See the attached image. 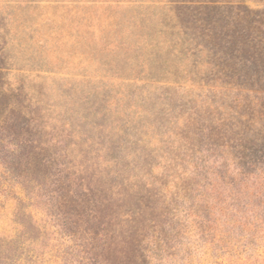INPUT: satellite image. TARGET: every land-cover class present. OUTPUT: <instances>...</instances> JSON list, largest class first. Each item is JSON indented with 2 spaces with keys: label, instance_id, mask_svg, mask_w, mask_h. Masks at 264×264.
Here are the masks:
<instances>
[{
  "label": "rangeland",
  "instance_id": "obj_1",
  "mask_svg": "<svg viewBox=\"0 0 264 264\" xmlns=\"http://www.w3.org/2000/svg\"><path fill=\"white\" fill-rule=\"evenodd\" d=\"M237 6L264 12V0H0V264H264V171L240 175L201 137L205 103L240 95L208 72ZM171 148L207 160L187 193L174 177L188 164L166 175Z\"/></svg>",
  "mask_w": 264,
  "mask_h": 264
},
{
  "label": "trees",
  "instance_id": "obj_2",
  "mask_svg": "<svg viewBox=\"0 0 264 264\" xmlns=\"http://www.w3.org/2000/svg\"><path fill=\"white\" fill-rule=\"evenodd\" d=\"M196 8L209 12L227 9L210 4H201ZM165 9L171 15L178 10L170 3L166 4ZM185 9H189V7H185ZM234 9L236 10L235 18H238L230 26L234 30L228 31V35L220 41L218 40V44L214 43V47H219L221 53L216 52L214 54L213 58L218 64L211 63L215 70L213 68L208 72L209 75L221 81L220 87H227L240 95L230 99L229 107L205 103L206 108L200 110V113L212 114L213 119L210 121V125L205 128V132L201 131V137L208 140L211 146L214 145L213 140L220 141L218 147L233 153L232 159L239 169L238 173L242 176L244 174L248 176L255 169L264 171V101L261 103L257 98V95L264 96V12L253 11L245 6H237ZM241 22L246 25H242ZM228 25V23L225 24L227 27ZM229 61H235L234 66H231ZM254 85L258 88H254ZM244 93L246 97L241 96L242 94L244 96ZM251 94L253 97H249ZM196 116H198L197 112L188 114L182 120L179 129L181 132L178 134L194 127L195 122H197ZM180 150L171 148L167 152L166 158L169 161V166L165 170L167 175L171 169V164L178 161L189 165L191 170L177 172L174 177L180 182H177L180 189L187 193L190 189L183 187L184 182L190 176L197 177V171H201L203 168L201 163L207 162V160L201 156H196L200 154L199 151H193L190 148L185 149L184 152H180ZM197 163L200 165L197 166ZM203 174L207 175V172H203ZM231 185L232 187L235 186L233 183ZM210 187L214 188L213 186ZM240 191L235 189L234 198L237 200L245 196L250 198L251 194L247 193V187ZM130 222L133 223V221Z\"/></svg>",
  "mask_w": 264,
  "mask_h": 264
}]
</instances>
